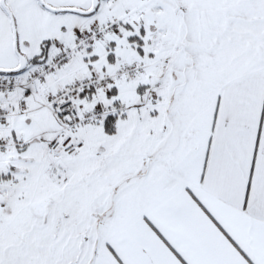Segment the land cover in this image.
Returning <instances> with one entry per match:
<instances>
[{"label":"snow or ice","instance_id":"obj_1","mask_svg":"<svg viewBox=\"0 0 264 264\" xmlns=\"http://www.w3.org/2000/svg\"><path fill=\"white\" fill-rule=\"evenodd\" d=\"M0 264H264V0H0Z\"/></svg>","mask_w":264,"mask_h":264}]
</instances>
